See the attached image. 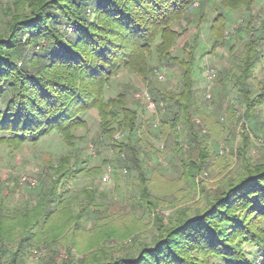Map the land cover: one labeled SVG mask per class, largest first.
<instances>
[{"label": "trees", "instance_id": "16d2710c", "mask_svg": "<svg viewBox=\"0 0 264 264\" xmlns=\"http://www.w3.org/2000/svg\"><path fill=\"white\" fill-rule=\"evenodd\" d=\"M211 1L218 4L219 12L209 23L204 14L198 13L196 27L208 23L213 49L228 42L223 36L224 11L247 9L254 0ZM197 3L198 0H15L9 7L11 12L7 11L9 20L0 30L1 140L20 147L55 132L73 149L75 133L87 126L84 115L95 109L100 120L95 140L97 149L107 148L117 157L125 152L130 154L125 165L119 158L105 157L101 163L139 170L140 180L144 182L146 178L140 167L144 153L142 141L146 130L151 132L153 125L142 114L139 100L135 101L139 105L135 107L127 92L120 91L107 98L106 91L121 69L150 82L149 75L157 80L160 72L155 71L159 69L153 68L149 59H155L159 66L176 64L178 61L170 51L180 34L174 26L183 20L190 21L191 8ZM195 38L187 48L186 61L181 62L184 72L179 91H159L150 83L148 94L157 107L154 136L164 135L176 145L180 142L179 129H183L189 153L195 147L199 150L197 159L188 158L182 165V173L193 188H197L195 176L216 168L219 156L218 151L210 155L201 143L209 128L208 132L212 133L214 129L205 123L193 99L191 67L198 43ZM263 46L264 37H253L250 33L231 68L221 71L217 81L227 96H231V105L225 111L235 117L236 109H241L240 118L248 133L264 135V117L261 118L264 84L257 82L256 88L253 84L254 70L263 60ZM234 47L230 44L229 51ZM194 116L201 119V124L193 121ZM117 133H121L123 141L115 138ZM246 135L243 136L245 148L250 145ZM243 146L237 155L241 163L239 171L233 175L227 173L217 181L215 191L206 194L204 208L191 215L182 211V216L176 214L178 218L168 226L160 216H155L157 233L149 244L135 242L133 248L114 256L101 247L111 237L106 232L102 233L101 245L96 247V243L90 242L96 249L91 248L86 256L78 243L71 241L70 246L82 258L70 251L61 264H264V156L257 163L249 162ZM177 151L179 157L186 150ZM84 163L74 155H63L55 164L45 167L46 175L41 185L35 187L38 200L30 209L5 214L0 200V242L10 243L18 228L26 234L22 244L46 235L52 245L59 237L56 233L59 228L53 227L51 220L70 200L64 197L68 191L60 187L82 174ZM84 191L88 207L77 215L69 213L68 217L76 231L84 213L95 214L94 198L90 190ZM142 191L145 192V187ZM144 194L140 205L151 210L154 203ZM4 247L0 246V264H16L20 256L17 252L1 263L7 252ZM41 264L57 263L50 258Z\"/></svg>", "mask_w": 264, "mask_h": 264}, {"label": "rangeland", "instance_id": "374dc122", "mask_svg": "<svg viewBox=\"0 0 264 264\" xmlns=\"http://www.w3.org/2000/svg\"><path fill=\"white\" fill-rule=\"evenodd\" d=\"M14 1H0V30L9 20L7 11L11 12L9 7ZM217 7H219L218 4H214L211 0H198V3L191 8L190 21L183 20L182 23L174 26V29L180 34L176 45L170 51L171 56L176 57L178 61L176 64L159 66L155 59H149L152 67L159 69L155 71L163 74L162 80L158 78L155 80L150 74V82H148L141 76L121 69L109 83L106 91L107 98L120 91L127 92L131 97L132 105L139 106L135 101H140L142 114L153 125L151 132L146 130V137L142 141L144 153L140 160V167L145 176L143 178H146L144 182L140 180L139 170L137 172L132 167L126 169L127 165L124 167L112 165L110 167L101 163L105 157L108 160L119 158L120 163L124 162L123 165H125V162L129 163L126 159L130 154L125 152L117 157L112 150L97 149L95 140L98 137L100 120L95 109L84 115L87 126L75 133L77 140L74 142V151L68 148L61 136L55 132L36 143L26 142L20 147H15L6 139L1 140L0 138V200L4 203L5 214L16 210L30 209L36 203L38 199L35 187L41 185V179L47 172L45 167L55 164L61 156L74 155L79 161L85 162V171L60 187V190L68 191L64 197L70 200L69 204L65 203L64 208L61 207L62 209L60 208L51 220L53 227L59 228L56 232L59 234L56 243L49 244L50 242L46 238L49 236L43 235L38 240H33L34 242L22 244L21 240L26 239V234H22L16 228L14 231L16 237L10 243L0 242V246H5L7 251L1 263H5L8 255L13 252L20 255L16 264H41L50 258L57 264H61L67 259L70 251L75 254V257L81 259L82 257L76 255L75 249L70 246L71 241H76L81 252L87 255L92 249L101 245L102 233L106 232L111 237L105 240V244H102L101 247L113 253L114 256L129 247L133 248L135 242L149 244L153 240L154 234L157 233L156 215L160 216L163 223L168 226V223L176 221L175 219L178 218L175 216L176 214L182 216L180 215L182 211L190 213L189 215L193 214L197 209H202L207 205L206 194L215 191V184L219 179H223V175L227 173L233 175L239 171L241 163L237 155L239 148L244 145L243 136L246 133L250 145L246 148L243 147L248 161L257 163L262 160L264 156L263 133H248L240 118L241 109H236L235 117L232 113L225 111L231 105V96H227L226 90L218 84L217 80L222 75L221 71L231 68L235 57L242 51L243 42L248 41L250 33L253 37H264V0H254L247 9L242 8L234 12L224 11L226 22L223 36L228 42L222 45L219 43L212 49L213 41L208 32V23L219 12ZM214 9L216 10L214 11ZM198 13L206 16L207 25L202 23L196 27ZM195 37H197L198 43L193 52L195 62L191 67V78L194 84L193 99L198 113L202 114L205 123L213 125L214 129L212 133V131L208 132L209 128L201 139V143L203 147H207L210 155L214 151H218L219 154L216 157L215 163L218 164L216 168L195 176L197 188H193L182 173V165L187 162L188 158H198V148L195 147L192 153H189L183 129H179L180 142L176 145L167 141L164 135L160 138L155 137L157 132L155 125H158L157 107L150 106V103L148 104L143 97L150 94L152 88H150V83L159 91L167 93L179 91L184 72L181 62L186 61L189 54L187 48L192 45ZM230 44L235 46L232 52L229 51ZM262 50L264 53V46ZM254 78V88H256L257 82L264 84V56L254 70ZM223 95L225 99L222 100ZM219 97H221L220 100L217 99ZM224 111L227 114H224ZM261 115L263 119L264 111L261 112ZM193 121L196 124H201V119L197 116H194ZM262 129L264 132V125ZM121 136V133H117L115 138L123 141ZM181 148L186 151L181 152L182 154H179L178 157L176 153ZM149 169H153V171ZM201 182L204 184L203 187ZM143 187H145L149 200L154 203L151 210L146 206L142 208L140 205L142 198L145 197V192L142 191ZM86 189L90 190L88 192L94 198L92 206L95 209L93 210L95 214L84 213L76 231L73 229L74 224L68 221L70 219L68 217L69 213L77 215L83 208L88 207V199H86L84 191ZM91 208L89 207V209ZM91 241L96 243V247L90 244ZM246 249L248 248L246 247Z\"/></svg>", "mask_w": 264, "mask_h": 264}, {"label": "built area", "instance_id": "2783aa9c", "mask_svg": "<svg viewBox=\"0 0 264 264\" xmlns=\"http://www.w3.org/2000/svg\"><path fill=\"white\" fill-rule=\"evenodd\" d=\"M0 1H4V0H0ZM157 78H158L159 80H162V79H163V74H162V73H157ZM143 97H144V99L147 101L148 104L150 103V106H153V103L150 101L149 96L144 95ZM208 98H209V97H208ZM33 254H34V253H33ZM35 255H36V257H37V253H36Z\"/></svg>", "mask_w": 264, "mask_h": 264}]
</instances>
